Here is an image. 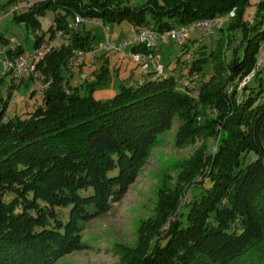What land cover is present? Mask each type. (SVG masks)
<instances>
[{
    "label": "trees",
    "instance_id": "16d2710c",
    "mask_svg": "<svg viewBox=\"0 0 264 264\" xmlns=\"http://www.w3.org/2000/svg\"><path fill=\"white\" fill-rule=\"evenodd\" d=\"M132 1L45 0L16 17L38 28L39 17L53 10L49 40L64 31L72 42L37 65L36 74L47 87L27 117L7 119L10 101L0 107V264H52L78 248L80 222L104 212L124 192L155 133L189 101L179 82L209 63L206 57H194L188 65L181 56L188 69L181 77L134 81L121 85L112 98L96 99L94 92L108 82L111 62L108 54L101 55L102 65L92 72L95 80L71 84L75 51L95 48L89 31L70 28L77 14L161 33L228 17L229 25L220 31L237 29L241 35L226 65L230 80L240 82L256 68L264 42V0ZM46 40V33L36 38L35 49ZM0 41L10 44L2 36ZM189 45L182 47L183 56ZM24 52L18 47L8 56ZM225 86L202 91L218 116L210 127L217 150L204 152L201 179L193 185L199 193L189 204L178 203L161 243L137 264H264V88L261 83L256 95L246 97L234 89L227 98ZM8 195L13 198L7 200ZM58 208L69 209L66 219Z\"/></svg>",
    "mask_w": 264,
    "mask_h": 264
},
{
    "label": "rangeland",
    "instance_id": "374dc122",
    "mask_svg": "<svg viewBox=\"0 0 264 264\" xmlns=\"http://www.w3.org/2000/svg\"><path fill=\"white\" fill-rule=\"evenodd\" d=\"M10 1L0 0V36L10 41L9 45L0 41V107L10 101L7 119H12L15 115L27 117L41 104L43 98V90L39 86L43 85L42 78L31 81L26 77L17 85L19 87H13L17 83L15 74L5 75L4 61L8 57V52L15 51L18 47L24 48L28 54L35 52L36 38L44 33L46 39L49 38V28L55 18V12L48 10L44 16L39 17L38 28L18 22L16 17L28 11L12 13L16 5L45 0ZM146 1L133 0L132 4L137 5ZM255 8L253 6L250 12L253 13ZM230 21L231 19L226 17L224 22L228 26ZM103 23L97 22L96 19L86 20L77 30L89 31L94 37L95 48L101 42L107 40L119 42L123 37L130 35L132 26L128 21L121 24ZM103 25L110 27L109 36H106ZM232 30L221 32L218 29L212 36H205L198 30H189L188 53L195 58L206 57L209 60L203 72L194 71L189 75L192 78L189 80V90L182 91L190 97L189 101L174 111L167 123L155 133L144 159L138 165L133 179L126 185L124 192L110 201L104 212L88 221L80 222L77 228L80 246L52 264H137L149 256L151 248H156L161 243L163 240L161 234L168 226L169 220L172 221L174 214H178V210H174L175 207H179L178 203L182 200L184 204H189L199 193L200 188L193 185L201 179L200 166L204 152L209 149L210 152L217 150V138L211 137L210 127L218 116V110L213 109L210 103L202 99L205 94L202 91H206L207 87L215 90L226 83L224 92L229 98L234 89L238 90L240 97H246L250 92L256 95L260 91L261 83L264 88V42L258 54L256 68L250 75L240 82L230 80L231 74L226 65L231 61L235 47L240 44L241 39L237 29ZM213 52L214 58L211 56ZM159 53L162 64L166 67L165 74H173L179 78L183 72H188L184 62L179 61L181 56L185 60L188 53L183 56L182 46L179 44L168 42L159 48ZM101 55H103L101 52H96L94 58H89L87 63L73 66L68 73L71 84L79 85L87 79L95 80L92 72L102 65ZM125 55L117 53L107 55L111 62L110 77L105 86L94 92L96 99L107 100L119 92L121 85H129L134 81L138 85L152 78L148 75L141 76L139 67L131 57L126 58ZM220 62L222 64L220 69H215L214 65ZM254 73L257 75L256 78ZM249 78L250 86L245 82ZM205 82L209 83L205 86ZM235 84H238V88ZM208 185L206 183V186ZM12 198V195H8L6 199ZM57 210L64 219L67 218L69 209ZM181 211L184 212L185 208Z\"/></svg>",
    "mask_w": 264,
    "mask_h": 264
},
{
    "label": "built area",
    "instance_id": "2783aa9c",
    "mask_svg": "<svg viewBox=\"0 0 264 264\" xmlns=\"http://www.w3.org/2000/svg\"><path fill=\"white\" fill-rule=\"evenodd\" d=\"M35 3H23L16 5L12 13H18L19 11H28L33 8ZM230 17L235 16V11H232ZM226 17L215 18V19H203L196 21L190 25L174 28L168 32L161 33L155 30L153 27L137 28L132 26L130 29V35L123 37L119 42H111L109 40L101 42L97 48L91 51L77 50L73 58V63L76 66L87 63L89 58H94L96 52L102 54L117 53L120 55L128 54L132 58L133 62L139 67L143 75H150L153 79H158L165 76V66L162 64V58L159 53V48L167 45L168 42H175L180 46H185L190 40L187 38L189 30H198L204 33L205 36H212L216 30L221 29L224 25ZM86 20L83 16L77 14L70 21V28L77 30ZM93 20V19H91ZM97 22L101 20L96 19ZM104 24V23H103ZM106 36L110 34V27L103 25ZM71 35L64 32L58 31L55 38L49 40V38L41 45V47L35 49V52L28 54L26 52L13 56L7 57L4 61L6 71L5 75L10 73L15 74L16 85H20L22 80L26 77L29 78L36 74L37 65L45 59L47 55L54 51L61 50L64 47H68L71 44ZM136 48V50H134ZM138 48V50H137ZM140 48V50H139ZM97 49V50H96ZM144 49V50H143ZM194 56L188 53L186 60L188 64H191ZM255 76V73H254ZM192 79L189 76L183 77L179 82L180 89L184 92L189 90V80ZM247 84L251 82V79L245 81ZM44 91L47 85H39ZM38 86V87H39Z\"/></svg>",
    "mask_w": 264,
    "mask_h": 264
},
{
    "label": "crops",
    "instance_id": "0c3cea01",
    "mask_svg": "<svg viewBox=\"0 0 264 264\" xmlns=\"http://www.w3.org/2000/svg\"><path fill=\"white\" fill-rule=\"evenodd\" d=\"M141 74V76H143V74H142V72L140 73ZM145 76V75H144ZM37 82V81H36Z\"/></svg>",
    "mask_w": 264,
    "mask_h": 264
}]
</instances>
